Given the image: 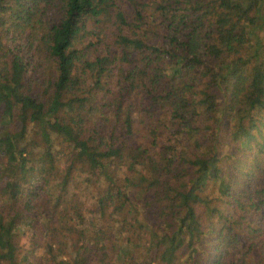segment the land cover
<instances>
[{"label":"trees","instance_id":"1","mask_svg":"<svg viewBox=\"0 0 264 264\" xmlns=\"http://www.w3.org/2000/svg\"><path fill=\"white\" fill-rule=\"evenodd\" d=\"M210 250L264 264V0H0V264Z\"/></svg>","mask_w":264,"mask_h":264},{"label":"rangeland","instance_id":"2","mask_svg":"<svg viewBox=\"0 0 264 264\" xmlns=\"http://www.w3.org/2000/svg\"><path fill=\"white\" fill-rule=\"evenodd\" d=\"M254 228H258V227L255 225ZM248 234L250 236L253 235V232H252L251 229H249ZM216 256H217V253L215 254L212 250L208 251V253H207V261H208V263L212 264L214 262ZM259 256H260V251H259V253H255L253 257L258 259Z\"/></svg>","mask_w":264,"mask_h":264}]
</instances>
